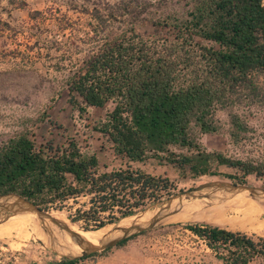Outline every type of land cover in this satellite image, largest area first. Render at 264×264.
I'll use <instances>...</instances> for the list:
<instances>
[{
  "label": "trees",
  "instance_id": "1",
  "mask_svg": "<svg viewBox=\"0 0 264 264\" xmlns=\"http://www.w3.org/2000/svg\"><path fill=\"white\" fill-rule=\"evenodd\" d=\"M83 1L97 43L70 61L67 99L81 114L107 108L95 130L124 166L103 170L79 140L39 142L25 130L0 145V194L18 193L49 211L87 196L89 206L70 218L97 230L177 192L170 178L133 162L156 159L194 181L219 176V165L242 172L226 174L234 183L264 174V166L207 151L200 140L222 131L218 113L226 111L229 135L239 142L248 118L264 109V0ZM186 227L223 264H264V238L209 224ZM98 254L48 264H85Z\"/></svg>",
  "mask_w": 264,
  "mask_h": 264
},
{
  "label": "rangeland",
  "instance_id": "2",
  "mask_svg": "<svg viewBox=\"0 0 264 264\" xmlns=\"http://www.w3.org/2000/svg\"><path fill=\"white\" fill-rule=\"evenodd\" d=\"M84 4L83 0H0V145L25 130L31 131L39 142L74 138L86 150L97 154L103 170H110L123 167L124 161L114 153L111 143L95 130L107 108L90 107L81 114L68 102L64 86L70 61H81L85 55L91 54L97 43L88 26ZM145 31L152 34L154 29ZM163 32L166 31L160 33ZM218 116L222 131L202 135L200 140L204 148L264 166V109L248 118L249 130L239 142L233 141L229 135L227 112L220 111ZM132 165L170 178L176 185L173 190L176 193L214 179L231 181L226 174L242 175L236 168L219 165V176L194 181L183 178L179 169L156 159L133 162ZM246 180L247 184L264 187V174L260 177L248 175ZM218 205L217 209V206L209 207L193 214L199 218L180 216L183 220L173 219L138 234L123 246L90 257L85 264H223L205 240L186 227L187 224H209L240 231L255 239L264 238V211L256 201L238 196ZM88 206L89 197L83 196L77 202L70 201L63 208L50 211L68 225L85 230L83 221L73 222L70 216L78 208ZM115 224L105 227L109 229ZM94 230L90 228L84 233L91 237ZM32 231L35 233L19 214L0 223L2 264H8V261L13 264H26V261L48 264L61 259L46 250Z\"/></svg>",
  "mask_w": 264,
  "mask_h": 264
},
{
  "label": "water",
  "instance_id": "3",
  "mask_svg": "<svg viewBox=\"0 0 264 264\" xmlns=\"http://www.w3.org/2000/svg\"><path fill=\"white\" fill-rule=\"evenodd\" d=\"M238 196L253 199L264 210L263 186L214 179L154 202L120 219L96 242L53 216L51 211L15 192L0 194V223L20 213L32 214L36 217L40 230V234L32 231L38 242L61 258L75 260L116 247L126 239L158 228L173 219L183 220L180 216L190 217L196 212ZM66 236H69L71 243L67 241ZM71 244L76 245L78 249Z\"/></svg>",
  "mask_w": 264,
  "mask_h": 264
},
{
  "label": "bare ground",
  "instance_id": "4",
  "mask_svg": "<svg viewBox=\"0 0 264 264\" xmlns=\"http://www.w3.org/2000/svg\"><path fill=\"white\" fill-rule=\"evenodd\" d=\"M239 203V202H238ZM215 206H217L216 207V209L220 206V205H214V206H211V207H215ZM241 206H243V204L241 203ZM238 207V206H237ZM244 207V206H243ZM259 207H261V206H259ZM257 208H258V206H257ZM256 208V209H257ZM234 209V208H233ZM245 209V208H244ZM243 210V209H242ZM241 210V211H242ZM249 210V209H248ZM255 210V209H254ZM259 210V209H258ZM210 211V210H209ZM245 211V210H244ZM262 211V210H261ZM264 211V210H263ZM262 211V212H263ZM250 212H252L251 211V209H250ZM249 211H248V213H250ZM255 212V211H254ZM258 212V211H257ZM244 213V212H243ZM247 213V214H248ZM264 213V212H263ZM51 214L52 215H55L54 213H52L51 212ZM242 214V213H241ZM251 214V213H250ZM26 222H27V224L30 226V227H32L34 230H35V233L36 234H40V230L38 229V222L36 221V220H33V219H35L36 217L34 216V215H32V214H29V216H28V214H26V213H20L19 214ZM31 217H33V219L31 218ZM184 217V216H183ZM192 217V219L194 218V217H198L197 215H193V216H190L189 218H191ZM199 218V217H198ZM182 219V218H181ZM188 219V218H187ZM202 219H204V218H202ZM252 219V218H251ZM186 220V219H185ZM199 220V219H198ZM254 221V220H253ZM11 222H13V221H11ZM213 222V221H212ZM215 222V221H214ZM219 223H221V221L219 222ZM218 222H216L215 224H219ZM6 224H7V221H6ZM222 225V224H221ZM72 229H74V230H76V231H78V232H80L83 236H85L86 238H88V239H90V240H92V241H94V242H96L97 241V239L103 234V233H105L106 231H108L109 229H107L106 227H103V228H101V229H97V230H94V232H91V234L93 233V235L90 237V236H88V235H86L82 230H78V229H76V228H74L72 225H69ZM245 227V226H244ZM239 228V227H238ZM237 228V229H238ZM241 228V227H240ZM248 228V227H247ZM249 229V228H248ZM31 230V229H30ZM253 230V229H252ZM28 233H30L31 234V232H28ZM34 236V235H33ZM66 239H67V241L69 242V243H71V241H70V239H69V236H66ZM72 245V247H74V248H76V249H78L77 248V246L76 245H74V244H71Z\"/></svg>",
  "mask_w": 264,
  "mask_h": 264
},
{
  "label": "crops",
  "instance_id": "5",
  "mask_svg": "<svg viewBox=\"0 0 264 264\" xmlns=\"http://www.w3.org/2000/svg\"><path fill=\"white\" fill-rule=\"evenodd\" d=\"M57 261V260H56ZM56 261H51V262H56ZM59 261V260H58Z\"/></svg>",
  "mask_w": 264,
  "mask_h": 264
}]
</instances>
